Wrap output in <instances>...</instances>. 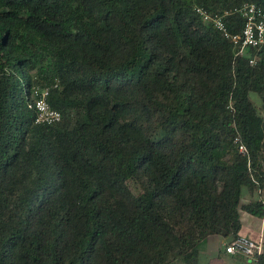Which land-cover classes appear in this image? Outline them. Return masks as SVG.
<instances>
[{
  "label": "trees",
  "instance_id": "trees-1",
  "mask_svg": "<svg viewBox=\"0 0 264 264\" xmlns=\"http://www.w3.org/2000/svg\"><path fill=\"white\" fill-rule=\"evenodd\" d=\"M247 2L0 0V264H198L264 218V46L198 11Z\"/></svg>",
  "mask_w": 264,
  "mask_h": 264
},
{
  "label": "built area",
  "instance_id": "built-area-1",
  "mask_svg": "<svg viewBox=\"0 0 264 264\" xmlns=\"http://www.w3.org/2000/svg\"><path fill=\"white\" fill-rule=\"evenodd\" d=\"M204 15L205 20L213 21L214 25L223 32L224 36L230 39L236 49V55H243L248 48H260L264 46V7L256 3H245L237 11L244 18V26L238 33L232 34L226 26L223 15H212L198 8ZM255 59L251 60L254 63ZM50 87L35 86L29 101V108L36 111V124H53L59 122L62 114L52 108L49 103ZM242 152L246 151L241 146ZM226 252L244 256L252 263L257 264L259 257L264 253V243L246 235H239L226 243Z\"/></svg>",
  "mask_w": 264,
  "mask_h": 264
},
{
  "label": "crops",
  "instance_id": "crops-1",
  "mask_svg": "<svg viewBox=\"0 0 264 264\" xmlns=\"http://www.w3.org/2000/svg\"><path fill=\"white\" fill-rule=\"evenodd\" d=\"M242 224V235L262 240L264 243V218L243 212ZM228 241L229 239L222 236L209 237L200 251L198 264H254L244 256L226 252Z\"/></svg>",
  "mask_w": 264,
  "mask_h": 264
},
{
  "label": "rangeland",
  "instance_id": "rangeland-1",
  "mask_svg": "<svg viewBox=\"0 0 264 264\" xmlns=\"http://www.w3.org/2000/svg\"><path fill=\"white\" fill-rule=\"evenodd\" d=\"M253 101H254V103L256 104V106L258 107V108H260V106H261V102H260V99H259V97H253ZM134 189V191H136L137 189L134 187L133 188Z\"/></svg>",
  "mask_w": 264,
  "mask_h": 264
}]
</instances>
